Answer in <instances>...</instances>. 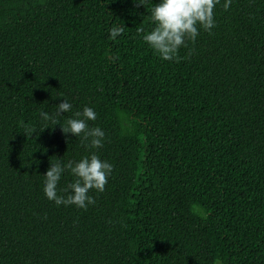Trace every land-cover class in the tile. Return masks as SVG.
Returning <instances> with one entry per match:
<instances>
[{
  "label": "trees",
  "instance_id": "obj_1",
  "mask_svg": "<svg viewBox=\"0 0 264 264\" xmlns=\"http://www.w3.org/2000/svg\"><path fill=\"white\" fill-rule=\"evenodd\" d=\"M158 2L0 0V264H264V0H220L179 62L137 33ZM63 98L102 148L42 119ZM92 152L95 205L47 199L50 161Z\"/></svg>",
  "mask_w": 264,
  "mask_h": 264
},
{
  "label": "clouds",
  "instance_id": "obj_2",
  "mask_svg": "<svg viewBox=\"0 0 264 264\" xmlns=\"http://www.w3.org/2000/svg\"><path fill=\"white\" fill-rule=\"evenodd\" d=\"M137 8L145 6L147 0H133ZM220 0H159L150 9V20L153 25L151 30L145 31L143 27L137 28V33L162 60L179 62L178 51L186 46V41L195 42L199 31L211 33L214 28V10ZM231 0H225L223 7L227 10ZM123 26L114 25L109 30L110 37L115 38L122 34ZM191 55V50L189 51ZM72 104L66 98L56 105L54 113L41 112L42 119L51 122L52 125L59 124L65 135L71 133L80 137L81 144L87 149H99L103 147L105 133L100 127H89L88 121L96 120V113L91 107L85 106L82 111H76L72 116L61 123L64 113L70 112ZM23 134L29 138L36 132L34 127L23 125ZM45 126L41 131H43ZM70 172L74 180L57 192L58 182L62 173ZM113 171V165L103 161L92 152L83 156L79 161L69 160L62 163L60 160L50 161V167L43 175V192L47 199L54 201L57 206L75 205L87 210L88 205H95L96 200L89 195L90 190L95 189L103 192Z\"/></svg>",
  "mask_w": 264,
  "mask_h": 264
},
{
  "label": "rangeland",
  "instance_id": "obj_3",
  "mask_svg": "<svg viewBox=\"0 0 264 264\" xmlns=\"http://www.w3.org/2000/svg\"><path fill=\"white\" fill-rule=\"evenodd\" d=\"M217 264H219V263H217Z\"/></svg>",
  "mask_w": 264,
  "mask_h": 264
}]
</instances>
